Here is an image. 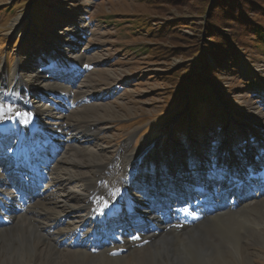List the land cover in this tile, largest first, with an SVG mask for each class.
Instances as JSON below:
<instances>
[{
	"label": "rangeland",
	"instance_id": "1",
	"mask_svg": "<svg viewBox=\"0 0 264 264\" xmlns=\"http://www.w3.org/2000/svg\"><path fill=\"white\" fill-rule=\"evenodd\" d=\"M255 26L264 29V0H0V87L13 84L14 73L22 78L16 85H24L16 102L4 95L0 108L16 112L18 102L36 108L30 119L46 133L60 112L74 118L67 136L81 134L74 124L81 117L96 123L98 131L84 132L81 141L90 151L60 144L50 166L60 156L78 162L70 174H101L98 186L119 190L124 154L139 149L138 159L127 161L136 174L132 183L129 172L121 179L124 187L156 190L164 200V190L178 192L173 206L196 194L215 196L221 187L228 188L224 202L262 199L264 46H257ZM0 141H7L3 134ZM32 190L46 193L44 181ZM258 202L228 222L236 230L230 233L231 226L217 261L198 264H264V201ZM194 215L189 211L179 227ZM137 256L134 264H148Z\"/></svg>",
	"mask_w": 264,
	"mask_h": 264
},
{
	"label": "bare ground",
	"instance_id": "2",
	"mask_svg": "<svg viewBox=\"0 0 264 264\" xmlns=\"http://www.w3.org/2000/svg\"><path fill=\"white\" fill-rule=\"evenodd\" d=\"M11 79L14 81L13 84L0 87V99L5 95L6 100L11 99L16 102L24 85H16V83H22V78L17 73L12 74ZM15 104H20L19 115L14 116L8 111H2L0 112V124H4L8 128L16 127V122L12 119L18 117L19 123L26 128L43 127V124L38 125L37 120L29 117V114L35 113L36 108H24L29 106L20 102ZM58 116V120L51 123L49 129L56 137L55 141L59 146L61 144L64 150L70 147L78 152L90 151L91 146L87 147L81 141L85 138L84 132L86 134V132L98 131V125L92 121L82 120L81 117L74 123L75 131H80L81 134L67 136L64 128L73 125L74 118L68 117L69 115L63 112H60ZM75 118L79 119V117ZM6 120H10L11 125ZM57 130H63V134H65L63 138L58 136L62 132ZM27 139L31 142L33 135L28 134ZM41 141L44 140L40 139L37 142ZM15 145L17 146V143ZM139 151L136 149L124 154V160L120 166L119 183L127 184L121 179L125 177L127 181L128 172L130 183L133 182L131 174L134 169H130L131 166L127 161L133 157L137 160ZM46 154L42 152L34 153L29 157L24 156L23 159L27 160L20 162L11 153L1 152L0 203L4 205L6 211L0 205V264H129L130 262L134 264L135 261L132 257L134 254L138 255L139 261L146 258L148 264H198L197 260L199 261L200 258L212 263L217 261L214 260L218 258L217 252L220 253L221 250L228 247L227 233L233 227L228 222L235 218L233 215L242 213L243 210H246L245 208L248 209L253 201L254 203L259 200L264 201V196L262 199L260 196V199L254 198L244 203L240 198L224 202L230 198H226L223 192L228 188L221 187L215 196L203 198V195L198 197L196 194V198L187 197V201L180 203L177 200L179 193L174 191L177 193L175 194L177 199L173 210L174 214H177L167 224L162 218L160 209L152 208L148 204V192L152 194L150 196L155 197L156 190L143 191L141 194L133 192L132 187L128 186L127 192L120 198L114 191L115 185L107 186L103 182L101 185H97L98 179H102L103 175L97 174L94 178H92L94 174H83L82 172L78 176L72 175L70 170L75 169L79 163L70 161L63 156L58 157L57 161H54L56 165L51 168L48 165L49 158H45ZM139 156L141 157L142 154ZM11 172H15L17 186L24 192H20L17 187L10 185L7 175H10ZM49 174L55 175L50 177ZM227 178L224 179L223 185L228 182ZM80 179L85 181L86 186L82 184L77 186ZM40 181H44L46 193L30 194L28 187L36 185ZM93 181L96 183L93 184ZM75 186L77 189H74ZM18 193L21 194L20 199ZM164 193H166L165 190ZM187 195H189L188 192L185 193V197ZM82 196L86 198L84 204H80ZM97 197L100 198L99 202H95ZM166 198H169V195H166ZM212 200L213 206L204 205L206 202L210 204ZM132 203L139 204V207L136 208L139 214L136 213V215L143 221L147 220L148 226L140 225V222L139 224L115 223L114 219L108 224L111 208L117 209L121 205L123 208H127ZM194 207L196 210L191 225L181 224L182 227H179L183 217L179 213L191 211ZM123 208L114 212L119 215ZM252 213L254 212L252 211ZM70 214L78 217V220L75 221V218L71 219L67 216ZM92 217L99 226L94 227L93 224H90L89 228H85L86 221ZM219 217L221 220L217 222ZM109 225L112 228H108ZM234 230L236 229L233 227L230 233L235 232ZM219 231H221L220 234ZM247 231L246 228V234ZM249 232L251 233V231Z\"/></svg>",
	"mask_w": 264,
	"mask_h": 264
},
{
	"label": "trees",
	"instance_id": "3",
	"mask_svg": "<svg viewBox=\"0 0 264 264\" xmlns=\"http://www.w3.org/2000/svg\"><path fill=\"white\" fill-rule=\"evenodd\" d=\"M252 32H254V35L256 36L257 40V46H264V29L259 27V26H255L252 27ZM249 86H256L254 81H251L249 83ZM198 92V89L194 90V93ZM203 97H199L198 100L202 99ZM191 100V99H190Z\"/></svg>",
	"mask_w": 264,
	"mask_h": 264
},
{
	"label": "snow or ice",
	"instance_id": "4",
	"mask_svg": "<svg viewBox=\"0 0 264 264\" xmlns=\"http://www.w3.org/2000/svg\"><path fill=\"white\" fill-rule=\"evenodd\" d=\"M9 111H11V109H9ZM0 112H2V108H0ZM17 115H19V113H17ZM31 116V114H29V117Z\"/></svg>",
	"mask_w": 264,
	"mask_h": 264
}]
</instances>
